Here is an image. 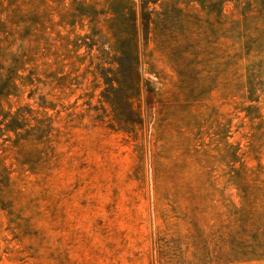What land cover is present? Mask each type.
Returning a JSON list of instances; mask_svg holds the SVG:
<instances>
[{"label":"rangeland","instance_id":"rangeland-1","mask_svg":"<svg viewBox=\"0 0 264 264\" xmlns=\"http://www.w3.org/2000/svg\"><path fill=\"white\" fill-rule=\"evenodd\" d=\"M138 47V99L123 102L133 94L130 69L115 63V87L99 78L94 88L82 65L80 83L54 89L47 110L61 130L54 157L0 148V264H264L229 261L227 239L218 240L237 201L223 157L226 142L240 139L238 100L216 85L211 62L174 57L165 41ZM48 90L19 102L36 108Z\"/></svg>","mask_w":264,"mask_h":264},{"label":"trees","instance_id":"trees-1","mask_svg":"<svg viewBox=\"0 0 264 264\" xmlns=\"http://www.w3.org/2000/svg\"><path fill=\"white\" fill-rule=\"evenodd\" d=\"M139 41L145 47L165 41L174 57L211 62L216 85L238 100L240 139L226 142L223 157L237 201L225 212L227 237L220 232L218 240L227 239L229 261L264 260V0H0V148L36 162L54 157L61 130L47 110L55 109L54 89L80 83L74 72L82 65V79L90 73L94 88L115 87V63L117 72L130 69L133 94L123 102L138 99ZM238 70L239 80H222ZM177 72L187 76L186 68ZM41 87L49 90L38 95L36 108L19 102Z\"/></svg>","mask_w":264,"mask_h":264}]
</instances>
